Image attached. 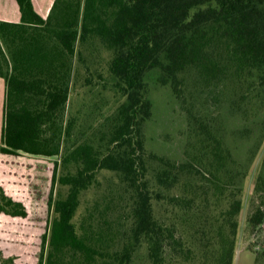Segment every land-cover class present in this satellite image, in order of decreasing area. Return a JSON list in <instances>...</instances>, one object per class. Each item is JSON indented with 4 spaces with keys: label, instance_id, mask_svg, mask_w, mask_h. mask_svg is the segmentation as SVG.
Here are the masks:
<instances>
[{
    "label": "trees",
    "instance_id": "trees-1",
    "mask_svg": "<svg viewBox=\"0 0 264 264\" xmlns=\"http://www.w3.org/2000/svg\"><path fill=\"white\" fill-rule=\"evenodd\" d=\"M15 2L19 21H0L6 87L0 214L27 216L11 192L32 205V230L41 244L37 264H134L140 249L145 264H172L166 245L179 264H233L240 184L249 165L240 164L221 131L192 110L187 80L193 72L201 92L226 98L246 123L264 128V0H54L45 18L31 0ZM73 81L83 89L100 85L116 106L96 141L61 150L43 132L55 125ZM149 81L169 87L188 116L182 163L145 149L144 126L153 109ZM74 126L71 116L58 135L69 139ZM150 162L158 165L154 172ZM100 174L115 176L114 193L125 202L116 215L120 205L111 190L99 203L82 201L102 186ZM254 191L264 197V173ZM156 202L201 210L190 246L156 215ZM263 219L264 199L248 227ZM0 264H11L2 250Z\"/></svg>",
    "mask_w": 264,
    "mask_h": 264
},
{
    "label": "rangeland",
    "instance_id": "rangeland-1",
    "mask_svg": "<svg viewBox=\"0 0 264 264\" xmlns=\"http://www.w3.org/2000/svg\"><path fill=\"white\" fill-rule=\"evenodd\" d=\"M1 47L4 49L3 45ZM4 52L7 56L5 49ZM187 81L189 91L186 96L192 110L199 112L203 120L214 124L221 131L232 155L240 164L249 165L247 174L240 184L243 204L238 216L239 227L233 264H264V219L255 229H250L247 224L254 207L264 199L263 195L254 191L258 174L264 173V128L261 125L255 126L254 123H246L235 109L230 107L226 98L215 100L208 89L201 92V86L193 72L188 74ZM73 84L69 101L55 115V125L47 124L43 132V136L52 138V144L59 143L61 150L84 140L96 141L97 133L106 128L104 118L109 116L116 106L113 95L103 90L100 85L83 89L78 82L73 81ZM149 84V98L153 109L151 118L144 126L145 149L182 163L186 160L184 151L190 132L188 116L169 87L156 85L154 81H149ZM71 116L75 117V126L68 139L58 133ZM259 121L264 122L263 119ZM248 129L252 132L246 131ZM49 158L56 160L58 156ZM148 169L149 172H154L158 165L150 162ZM196 179L199 181L195 180V183L201 185L200 176ZM99 181L102 186L85 193L82 201L91 205L99 203L105 192L111 190L115 201L120 205L115 215L120 213L125 202L114 193L119 189L117 185L113 186L114 183L117 184L115 176L100 174ZM59 190L64 191L57 187V191ZM9 195L24 204L27 216L18 218L0 214V250L4 251L7 257H11V264H37L41 244L39 235L32 230L33 207L14 192ZM154 208L162 222L172 227L176 238L190 246L192 241L190 236L193 232L191 225L198 226L203 222L201 210L196 208L191 212L179 210L166 202H156ZM143 253L144 250L140 249L134 264H145ZM164 254L172 264L181 262L179 255L168 245L164 247Z\"/></svg>",
    "mask_w": 264,
    "mask_h": 264
},
{
    "label": "crops",
    "instance_id": "crops-1",
    "mask_svg": "<svg viewBox=\"0 0 264 264\" xmlns=\"http://www.w3.org/2000/svg\"><path fill=\"white\" fill-rule=\"evenodd\" d=\"M34 10L46 17L54 0H31ZM20 18L18 5L15 0H0V21L18 22ZM5 82L0 78V138L3 126V104L5 99Z\"/></svg>",
    "mask_w": 264,
    "mask_h": 264
}]
</instances>
